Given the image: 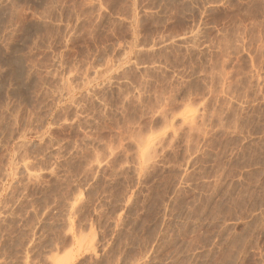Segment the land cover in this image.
<instances>
[{"label": "rangeland", "instance_id": "1", "mask_svg": "<svg viewBox=\"0 0 264 264\" xmlns=\"http://www.w3.org/2000/svg\"><path fill=\"white\" fill-rule=\"evenodd\" d=\"M0 264H264V0H0Z\"/></svg>", "mask_w": 264, "mask_h": 264}, {"label": "bare ground", "instance_id": "2", "mask_svg": "<svg viewBox=\"0 0 264 264\" xmlns=\"http://www.w3.org/2000/svg\"><path fill=\"white\" fill-rule=\"evenodd\" d=\"M29 28H30V27H29ZM34 28H35V27H34ZM27 33H28V32H27ZM1 46H2V45H1ZM11 47H12V46H11ZM11 56H13V55H11ZM4 58H5V57H4ZM7 60H8V59H7ZM11 60H13V59L8 60L9 63L12 62L13 64H15V63H14V60H13V61H11ZM15 60H16V59H15ZM25 60H26V59H25ZM4 62H5V61H4ZM17 63H18V62H17ZM17 63H16V64H17ZM16 64H15V65H16ZM5 67H6V66H5ZM12 67H13V65H12ZM11 69H12V68H11ZM2 70H3V69H2ZM11 72H12V71H11ZM14 73H15V72H14ZM28 73H29V72H28ZM29 74H30V73H29ZM18 76H19V75H18ZM23 76H24V75H23ZM28 78H29V77H28ZM20 79H21V78H20ZM20 79H19V80H20ZM34 81H35V80H34ZM34 85H35V84H34ZM1 93H2V92H1ZM23 94H24V93H23ZM2 95H3V94H2Z\"/></svg>", "mask_w": 264, "mask_h": 264}]
</instances>
